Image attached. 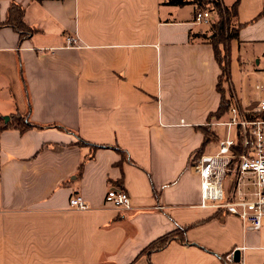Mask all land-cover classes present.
Returning a JSON list of instances; mask_svg holds the SVG:
<instances>
[{"label":"crops","instance_id":"crops-1","mask_svg":"<svg viewBox=\"0 0 264 264\" xmlns=\"http://www.w3.org/2000/svg\"><path fill=\"white\" fill-rule=\"evenodd\" d=\"M11 1L34 33L21 42L0 26V264H264V228L201 207L190 166L216 150L221 99L214 49L194 35H210L197 1L0 0V22ZM219 1L237 3L238 91L240 58L264 68V0ZM110 187L130 209L105 203ZM72 194L88 208L71 209ZM177 226L185 240L142 252Z\"/></svg>","mask_w":264,"mask_h":264},{"label":"built area","instance_id":"built-area-1","mask_svg":"<svg viewBox=\"0 0 264 264\" xmlns=\"http://www.w3.org/2000/svg\"><path fill=\"white\" fill-rule=\"evenodd\" d=\"M193 19L211 24V10L199 7ZM67 38L69 43H77L76 38ZM254 89L257 99L246 106L234 90L226 96V115L213 121L224 128L216 150L190 163L201 182V207L236 215L245 230L264 228V82L258 81ZM103 200L115 209L131 208V199L121 187L107 189ZM68 201L71 209L88 208L79 194H72Z\"/></svg>","mask_w":264,"mask_h":264},{"label":"trees","instance_id":"trees-1","mask_svg":"<svg viewBox=\"0 0 264 264\" xmlns=\"http://www.w3.org/2000/svg\"><path fill=\"white\" fill-rule=\"evenodd\" d=\"M198 6L201 8H208L215 12V19L210 24V35L206 33H195L196 37H202L207 40L212 48L214 49V58L216 62L220 66V73L218 75L217 89L218 92L221 93V99L218 105L217 110L214 113H210L211 119L222 118L226 115L228 109V101L226 100L224 88L222 86V82H226L230 79V48L229 42L230 40L238 37V29L240 27L239 23H231L232 17L236 14V4L231 7H226L219 0H196ZM168 2L173 4H183L182 0H169ZM22 4H18L14 1H11L7 7L6 18L0 22V26H11L17 33L18 38L22 42L25 37H28L32 33H34V29L30 27L28 24H25L23 21V10ZM227 43L226 49L224 51L223 56H220V48H218V44ZM221 85V86H220ZM14 123L16 126L21 128V130H25L26 127L30 126V123L26 120V116L14 115ZM0 121H3L2 116H0ZM81 145L91 144L87 141L79 140L78 142ZM92 148L98 147V145L91 144ZM198 155L197 157H199ZM185 229L184 227L177 226L174 231L168 232L166 234L161 235V237L151 241L147 247L142 250L144 253H149L155 250H160L164 247L169 241L174 240L176 238H180L182 241L185 240ZM148 264H152L148 262Z\"/></svg>","mask_w":264,"mask_h":264},{"label":"rangeland","instance_id":"rangeland-1","mask_svg":"<svg viewBox=\"0 0 264 264\" xmlns=\"http://www.w3.org/2000/svg\"><path fill=\"white\" fill-rule=\"evenodd\" d=\"M214 19H215V17H214ZM231 23L234 25L235 18L232 17ZM209 34H210V31H209ZM226 45H227L226 42L224 44H221V43L218 44V48H220V51H221L220 56H223L224 51L226 49L225 48ZM240 60H243V62H245V64H242L243 68H241V71H239V74L236 75V76H238V79L240 82V89L237 91L231 85L230 79L227 80L226 82H222L223 83L222 86L224 88L225 96H230L231 91L234 90L240 96V99L242 101V105L246 106L250 102L255 101L257 99L258 92L255 91L254 85L260 80L262 82H264V70H260V72H254L252 69H250V67H252V65L254 64V62L252 61L253 59H250V58L242 59V58H240ZM236 61L238 62V55L233 53L232 62L237 63ZM233 67H234V64H233ZM234 71H235V69H234ZM261 94L264 95V91ZM214 130L216 132V137L224 135V128L223 127H221V126L216 127L215 126ZM214 146L217 147V144L215 145L214 142H212V147H214Z\"/></svg>","mask_w":264,"mask_h":264},{"label":"water","instance_id":"water-1","mask_svg":"<svg viewBox=\"0 0 264 264\" xmlns=\"http://www.w3.org/2000/svg\"><path fill=\"white\" fill-rule=\"evenodd\" d=\"M2 118H3V121L6 123L8 120H9V116H7V115H5V116H2ZM233 260L236 262V261H238L239 259H240V255H239V250H235L234 252H233Z\"/></svg>","mask_w":264,"mask_h":264}]
</instances>
